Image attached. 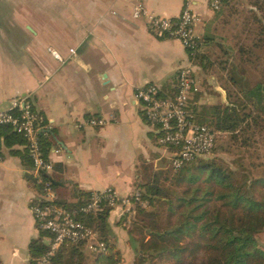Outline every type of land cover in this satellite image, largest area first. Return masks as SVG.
<instances>
[{
	"label": "crops",
	"instance_id": "obj_1",
	"mask_svg": "<svg viewBox=\"0 0 264 264\" xmlns=\"http://www.w3.org/2000/svg\"><path fill=\"white\" fill-rule=\"evenodd\" d=\"M210 1L0 0V106L7 109L13 97H31L51 132L47 158L59 168L55 194L64 205L77 204L82 192L106 188L128 198L153 177L162 180L171 151L144 119L136 88L155 83L170 94L177 70L191 64L197 89L189 104L195 114L224 104L216 99V90L223 89L210 74L209 57L190 62L180 40L158 36L144 17L134 16L138 6L149 14L177 16L188 2L199 17L194 33L217 39L224 12L212 9ZM90 118L103 124L92 125ZM23 147L0 143V264H30L29 244L39 237L31 205L42 194L31 163L14 152ZM117 205L108 222L117 248L130 255L125 231L113 223L124 211L133 214L131 204Z\"/></svg>",
	"mask_w": 264,
	"mask_h": 264
},
{
	"label": "trees",
	"instance_id": "obj_2",
	"mask_svg": "<svg viewBox=\"0 0 264 264\" xmlns=\"http://www.w3.org/2000/svg\"><path fill=\"white\" fill-rule=\"evenodd\" d=\"M235 2L220 0L216 10L227 9L233 13ZM253 4L261 10L262 16L255 10H248L241 30L248 36L245 40L241 39L243 43L233 54L238 61L232 60L228 68L230 80L238 86V98L227 104H214L200 110L196 112L198 118L190 107V98L187 103L198 124L227 133L229 148L235 146L239 154L249 157V161L244 160V155L233 159L232 165L222 158L195 157L181 167H169L167 169L170 171L163 173V180L181 186L180 190L165 186L155 176L144 190L130 195L128 198L132 208L129 211L133 212V217L130 224L124 227L136 264L168 261H173V264H264V245L257 239L264 233V1L254 0ZM200 38L202 42L193 52L186 50L190 62L201 63L208 59L209 53L201 51L204 46L216 45L224 56L231 55L225 43L214 38ZM239 65L261 67V76L253 80L248 74H243ZM174 92L175 86L172 93L163 95L169 96ZM32 107L36 111L34 104ZM50 133L46 127L38 135L45 158L50 146ZM1 142L6 146L23 144L21 150L14 152L25 162L29 161L32 167L25 138L10 125L0 126ZM216 144L217 139L214 150L218 149ZM251 148L256 154L254 159H251ZM168 149L173 150L171 146ZM57 171L59 168L54 166L50 173L40 172L41 181L33 180L40 194L44 182H49L56 189L59 179ZM93 193L82 192L83 199L74 205H64L57 196L55 202L73 211L76 219L97 232L104 243L103 251L92 253L91 262L86 263L84 243L64 244L50 257L48 264H120L121 252L108 222L113 208L107 199L102 200L96 211H79V207ZM135 193L139 194V200L134 199ZM41 202L42 199H38L32 205ZM127 216L128 211L121 216L122 220ZM37 227L39 237L29 244L30 264H38L48 249L43 237L48 238L50 234Z\"/></svg>",
	"mask_w": 264,
	"mask_h": 264
},
{
	"label": "built area",
	"instance_id": "obj_3",
	"mask_svg": "<svg viewBox=\"0 0 264 264\" xmlns=\"http://www.w3.org/2000/svg\"><path fill=\"white\" fill-rule=\"evenodd\" d=\"M220 0H211L210 7L218 9ZM135 17H144L149 29L158 36H167L180 40L185 50L193 52L202 42L200 36L194 33V27L199 17L193 12L189 3H184L177 16H162L149 14L138 6L134 10ZM49 51L60 62L64 58L52 48ZM73 53L74 50L70 49ZM192 65L179 68L175 74V92L164 96L159 86L149 83L136 88L134 98L138 102L144 119L156 131L160 145L173 148L170 166L173 169L181 167L185 162L195 157H207L212 154L217 138V131L198 124L187 107L188 99L196 91V81L192 76ZM29 95L13 97L9 100L8 108L0 110V126L10 125L14 131L21 134L26 142L32 162L35 178L41 181L40 172L50 173L52 162L43 156L39 146L38 135L46 128L43 117L32 107ZM92 125H101L100 119L90 118ZM139 200V194H134ZM42 202L31 205L36 224L50 234L47 238L48 249L39 259L38 264H48L50 257L64 244L84 243L90 253H100L104 243L97 232L85 225L74 216V212L55 202L56 194L49 182H44ZM107 199L109 206L114 208L118 203L130 204L129 198L120 199L115 191L106 188L94 192L89 199L79 207V211L87 213L100 208L102 200ZM146 204V201H140Z\"/></svg>",
	"mask_w": 264,
	"mask_h": 264
},
{
	"label": "rangeland",
	"instance_id": "obj_4",
	"mask_svg": "<svg viewBox=\"0 0 264 264\" xmlns=\"http://www.w3.org/2000/svg\"><path fill=\"white\" fill-rule=\"evenodd\" d=\"M235 10H233V13H230V11H228L227 9H225L223 12V23L220 26V37H218L216 40H219L223 43H225L228 48L231 50V55L228 56H224V54H222V50H220L219 47H217L216 45H212L211 48H209L208 52L209 53V58H210V62L206 61V64L209 63V65H213L210 71V74L214 76L215 78V84L218 83L219 86H221V88L223 89V93L220 92L219 90H216V99L221 100L224 104L226 102L229 103L233 100H235L236 98H238L239 95V91H238V86L237 84L234 83H230V75L228 72V68L230 65V62L232 60H237V56L233 55L234 52L238 49V46L240 44L243 43V40L241 39H246L247 38V33L242 32V27H243V22L246 20V17L248 16V10L252 9L257 11V13L262 16L261 10H259L257 8V6H255L253 4L254 0H235ZM264 1V0H263ZM224 20H227L226 22H224ZM262 20L264 22V16L262 17ZM197 24V23H196ZM252 25H255L254 23H252ZM197 29L195 30L196 33ZM247 42V41H246ZM244 42V44L246 43ZM212 60V61H211ZM227 60V61H225ZM222 61H224V64L222 63ZM238 61V60H237ZM226 62V63H225ZM224 66V68H222ZM240 69L243 70V74H248V76L251 79H257L261 76V70L262 68H255L252 65H239ZM210 69V68H209ZM214 84V86H215ZM214 86L212 87V90L214 89ZM210 88V87H209ZM11 99V98H10ZM5 109L4 106H0V110ZM229 135H227V133H223V132H219L217 134V144L218 145L216 148V150H214L212 152L211 155L207 156L209 158H222L226 163H228L229 165H232L231 161L235 158H238L240 155H244V160L245 161H249V157H247V155L245 154H239L238 149L235 146H231L229 148L228 144H229ZM168 149V148H167ZM228 150V151H227ZM173 151V150H172ZM171 151V154H172ZM251 151H253L251 159H254L256 154L254 151V148H251ZM170 160L168 162L167 167L163 170L162 172V183H164L165 186H169V187H173L177 190H180L182 187L180 186H175L171 181L169 180H163L164 179V175L163 173L167 172L170 166ZM170 171V170H169ZM119 205H117L115 207V209H118ZM132 208V207H131ZM132 210V209H131ZM127 212V211H124ZM124 212H122L119 216L118 219L114 220V226H116L119 230H123L125 231L124 233H126L125 236V243L126 245H128V235L125 229V225H129L130 221L132 220L133 214L131 216H127L126 219L122 220L121 216L124 214ZM257 239L259 241L260 244L264 245V233L260 234L259 236H257ZM116 244V242H115ZM129 247V245H128ZM120 250V249H119ZM121 252V250H120ZM86 255V263L88 262L87 260L92 259V253L90 252H85ZM121 256H122V260L120 262V264H136L135 261V254L132 252H130L129 254H125L123 255L121 252ZM173 261H168V262H161L158 264H173Z\"/></svg>",
	"mask_w": 264,
	"mask_h": 264
}]
</instances>
